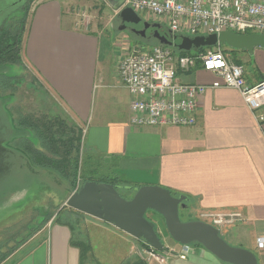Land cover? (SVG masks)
<instances>
[{
    "label": "crops",
    "instance_id": "0c3cea01",
    "mask_svg": "<svg viewBox=\"0 0 264 264\" xmlns=\"http://www.w3.org/2000/svg\"><path fill=\"white\" fill-rule=\"evenodd\" d=\"M74 8L63 0L34 1L21 55L59 114L81 130L84 153L94 154L102 162L108 169L103 175L113 174L136 188L160 186L183 195L199 214L240 213L242 220L221 229L223 235L264 264V123H257L237 90L209 88L198 100L192 126H132L130 95L118 75L120 61L132 49L129 40L108 23L88 26ZM238 53L239 59L229 57L232 62L243 58L254 67L246 71L241 64L245 82L255 85L262 81L264 49ZM178 79L203 85L218 80L200 66L179 72ZM258 113H264V107ZM26 163L31 172L38 170ZM85 216L84 221L96 232L110 233L129 244L117 264L140 255L142 240ZM53 219L0 264H89L92 251L82 263L75 245L82 240L76 237L75 227ZM169 246L179 248L175 242ZM167 264L227 263L203 247L191 245L184 259L172 256Z\"/></svg>",
    "mask_w": 264,
    "mask_h": 264
},
{
    "label": "built area",
    "instance_id": "2783aa9c",
    "mask_svg": "<svg viewBox=\"0 0 264 264\" xmlns=\"http://www.w3.org/2000/svg\"><path fill=\"white\" fill-rule=\"evenodd\" d=\"M126 7L138 16L144 14L147 21L160 24L173 36L193 38L223 31L264 35V0H120L119 9ZM77 13L85 20L84 12ZM197 66L215 74L218 80L209 85L179 81V72H190ZM243 73L242 66L232 62L220 45L183 56L162 45H154L146 52L132 49L118 65L119 79L130 95V124L138 127L194 125L198 100L209 88L237 90L257 123H264V113L256 114L264 107V78L248 85ZM199 218L220 232L241 221L242 215L203 212ZM177 245L178 249L165 245L162 252L147 245L144 257L148 264H167L172 256L184 259L191 245Z\"/></svg>",
    "mask_w": 264,
    "mask_h": 264
},
{
    "label": "rangeland",
    "instance_id": "374dc122",
    "mask_svg": "<svg viewBox=\"0 0 264 264\" xmlns=\"http://www.w3.org/2000/svg\"><path fill=\"white\" fill-rule=\"evenodd\" d=\"M63 1L66 5L76 7L74 8L76 12L78 10L84 12L86 17L84 21L88 26L91 23L102 22L104 24L108 23L107 26L112 27L115 32H118V28L121 29L118 35L121 38L126 37L133 50L146 52L155 45L154 42H147L141 37L138 38L131 31L125 30L118 17L120 9L116 6H110L106 0ZM2 2L7 5L9 3L8 1L0 0V24L3 21L4 14L6 15V10H2ZM139 17L142 21H147L144 14H139ZM135 28V30L141 31L143 29L142 22L139 25H135ZM251 33L255 32H249L248 34ZM220 46L225 55L232 59H239V50L232 49L226 45ZM116 52L120 54L119 49H116ZM193 52L190 51V53ZM247 62L243 58L240 60L246 71L254 70L253 64ZM15 72H19V69L8 68L5 70L7 74ZM23 76L24 81L18 85L14 96L12 98L6 97V102L0 99V263L8 259L19 247L17 246L19 241L25 238L30 233L29 231L39 224L43 214L47 211L54 213L59 207L61 209L65 206L64 200L69 192L68 184L59 179L54 173L41 169L31 172L28 169L25 158L10 143L17 135L16 129L12 124L10 110L14 118L18 116V113L39 115L44 108L56 111V107L53 104L54 101L48 93H46L47 98H45L47 101L42 106V96L39 92L32 89L33 87L36 90L40 88L34 85V76L27 68L23 70ZM81 148L86 149L84 138L81 142ZM80 161L82 162L80 168L83 174L93 173L96 177H102L103 174L107 173L108 169L94 154L84 153L82 150ZM120 194H122V191H120ZM58 205L60 206L58 207ZM65 208L70 209L66 206ZM67 209L63 211L62 219H70L77 232L76 237L82 241L88 240L87 242L91 245L92 260L88 261V263L117 264L121 255L123 256L127 252L129 244L110 233L96 232L92 226L84 221L86 218L84 214L80 212L69 214ZM146 216L152 217V219L157 221V229L163 243L167 246L172 245L173 241L165 230L163 220L151 212H148ZM179 216L182 222L200 220L197 208L191 204H187L186 209L179 210ZM219 233L229 245L239 247L235 242L228 239L226 235H223L224 230H220ZM11 235L14 237H10ZM195 245L201 246L199 244Z\"/></svg>",
    "mask_w": 264,
    "mask_h": 264
},
{
    "label": "water",
    "instance_id": "95a60500",
    "mask_svg": "<svg viewBox=\"0 0 264 264\" xmlns=\"http://www.w3.org/2000/svg\"><path fill=\"white\" fill-rule=\"evenodd\" d=\"M8 5H2L6 15L2 18L0 28L5 20L15 11L22 8L28 0H2ZM115 7L120 0H106ZM3 14V13H1ZM118 16L123 24L137 25L141 18L131 9L123 8ZM143 29L137 31L141 37L145 36L148 28H154L152 37L159 45L177 49L179 51H197L200 48L226 45L232 49L253 52L255 47L264 49V35L258 33L237 34L223 31L219 35L173 36L161 34V25L149 21L142 22ZM187 197L173 196L169 190L160 186H141L130 190L127 198L122 197L113 184L85 182L78 190L72 192L65 200L64 205L74 211L91 218L112 225L119 231L136 240H142L146 245L162 252L165 248L158 232L157 222L149 220L147 213L160 216L169 238L180 245L199 244L217 259L227 264H258L257 257L241 247L229 245L213 226L198 220L182 222L179 210L187 208ZM141 257L144 252L138 248Z\"/></svg>",
    "mask_w": 264,
    "mask_h": 264
},
{
    "label": "trees",
    "instance_id": "16d2710c",
    "mask_svg": "<svg viewBox=\"0 0 264 264\" xmlns=\"http://www.w3.org/2000/svg\"><path fill=\"white\" fill-rule=\"evenodd\" d=\"M34 1L36 0H28L22 8L12 13L0 28V99L4 102H6L8 97L12 98V96H14L16 88L24 81L23 70L27 67L22 60V44L27 28L28 17L31 13ZM116 7L119 8V3ZM154 43L155 45H159L156 40H154ZM213 49H215V47H205L200 48L193 53L179 51L177 49H173V51L177 55L183 56L204 53L207 50ZM234 63L241 66L239 61L234 60ZM8 68L14 70L19 69V72L7 74L5 73V70ZM33 82L34 85L39 86L40 89L36 90L35 87L31 88L34 91L39 92L42 96V106H44L45 101H47L45 100V98H47V92L43 86L38 83V80L35 77H33ZM59 112L57 110L53 111L44 108L39 115H23L18 113V116L14 118L10 110L12 124L17 132L16 137H14L10 143L17 148V150L33 168L50 171L68 184L69 192L65 200L72 192L78 190L81 185L88 181L113 184L117 187L119 193L122 191V194L120 195L127 198L129 191L136 189L135 185L132 183L122 181L116 176L110 177L109 175H103L102 177H96L93 173H82V169L80 168V165L82 164L80 161L82 153L81 130L77 126L69 123L65 116H63V114H59ZM119 185L123 186L121 187L122 190L119 189ZM169 192L173 196L178 195L177 193L171 191ZM59 206L60 205H58V207ZM66 209L67 208L63 206L61 209H57L54 213L47 211L43 214L39 224L34 229L29 231L30 233H28L25 238L20 240L17 246L22 245L53 216V222L64 223L71 229H74V225L71 223L70 219H62L61 217L63 211ZM67 212L69 214L78 213L72 209H67ZM10 237L14 236L11 235ZM75 245L80 251L81 262L83 263L86 259V254L91 250V246L88 242L82 241L75 242ZM147 248L146 244L141 246L142 250ZM121 264L148 263L145 257H141L137 254L134 259L125 260Z\"/></svg>",
    "mask_w": 264,
    "mask_h": 264
},
{
    "label": "flooded vegetation",
    "instance_id": "af4514ba",
    "mask_svg": "<svg viewBox=\"0 0 264 264\" xmlns=\"http://www.w3.org/2000/svg\"><path fill=\"white\" fill-rule=\"evenodd\" d=\"M119 17V16H118ZM120 19V18H119ZM143 22V21H142ZM149 22H151V23H156V22H152V21H149ZM123 24V23H122ZM140 24V23H139ZM139 24H137V25H139ZM122 26V25H121ZM123 26H124V29L125 30H127V31H131L134 35H136L138 38H140L141 36L139 35V34H137L136 32H137V30H135L136 28H135V25L134 24H123ZM143 26V25H142ZM153 32H154V28H148L147 30H146V32H145V36L144 37H141V39H144L145 41H147V42H154V38L152 37V34H153ZM159 32L161 33V34H165V35H167L168 34V31L164 28V27H162L161 26V29H159Z\"/></svg>",
    "mask_w": 264,
    "mask_h": 264
}]
</instances>
